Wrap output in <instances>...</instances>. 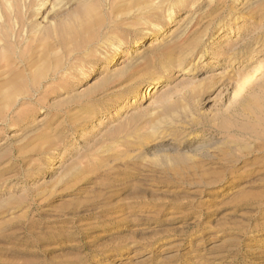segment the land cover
Wrapping results in <instances>:
<instances>
[{"label": "rangeland", "instance_id": "374dc122", "mask_svg": "<svg viewBox=\"0 0 264 264\" xmlns=\"http://www.w3.org/2000/svg\"><path fill=\"white\" fill-rule=\"evenodd\" d=\"M0 68V264H264V0H0Z\"/></svg>", "mask_w": 264, "mask_h": 264}, {"label": "bare ground", "instance_id": "6f19581e", "mask_svg": "<svg viewBox=\"0 0 264 264\" xmlns=\"http://www.w3.org/2000/svg\"><path fill=\"white\" fill-rule=\"evenodd\" d=\"M191 25V24H190ZM1 69V68H0ZM190 73V69L189 68H186L185 70H184V75H187V74H189ZM167 141V140H166ZM166 141H163V142H161V143H164V142H166Z\"/></svg>", "mask_w": 264, "mask_h": 264}]
</instances>
